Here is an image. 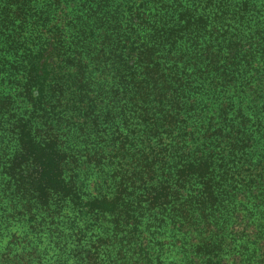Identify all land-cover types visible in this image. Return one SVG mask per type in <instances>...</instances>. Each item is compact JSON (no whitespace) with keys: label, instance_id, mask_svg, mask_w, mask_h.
I'll use <instances>...</instances> for the list:
<instances>
[{"label":"trees","instance_id":"16d2710c","mask_svg":"<svg viewBox=\"0 0 264 264\" xmlns=\"http://www.w3.org/2000/svg\"><path fill=\"white\" fill-rule=\"evenodd\" d=\"M0 264H264V0H0Z\"/></svg>","mask_w":264,"mask_h":264}]
</instances>
